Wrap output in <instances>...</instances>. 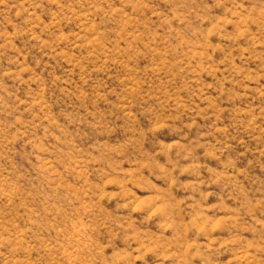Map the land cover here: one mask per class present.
Wrapping results in <instances>:
<instances>
[{"label":"rangeland","instance_id":"374dc122","mask_svg":"<svg viewBox=\"0 0 264 264\" xmlns=\"http://www.w3.org/2000/svg\"><path fill=\"white\" fill-rule=\"evenodd\" d=\"M0 264H264V0H0Z\"/></svg>","mask_w":264,"mask_h":264}]
</instances>
